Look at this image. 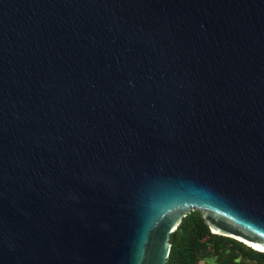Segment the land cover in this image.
Instances as JSON below:
<instances>
[{"label": "water", "instance_id": "95a60500", "mask_svg": "<svg viewBox=\"0 0 264 264\" xmlns=\"http://www.w3.org/2000/svg\"><path fill=\"white\" fill-rule=\"evenodd\" d=\"M193 211L264 253V0H0V264H166Z\"/></svg>", "mask_w": 264, "mask_h": 264}, {"label": "trees", "instance_id": "16d2710c", "mask_svg": "<svg viewBox=\"0 0 264 264\" xmlns=\"http://www.w3.org/2000/svg\"><path fill=\"white\" fill-rule=\"evenodd\" d=\"M211 233L203 224L199 212L187 214L168 237L170 249L166 264H196L198 257H202V253L207 249L218 255L216 264H264V253L253 250L233 238ZM225 245L241 253L250 262L234 260L231 256L220 258Z\"/></svg>", "mask_w": 264, "mask_h": 264}, {"label": "rangeland", "instance_id": "374dc122", "mask_svg": "<svg viewBox=\"0 0 264 264\" xmlns=\"http://www.w3.org/2000/svg\"><path fill=\"white\" fill-rule=\"evenodd\" d=\"M193 212H197V211H193ZM224 249L225 250L223 251V253L220 254V258H226L231 256L230 258H233L234 260H243L246 262H250L249 260H246L241 253L229 249L227 245L224 246ZM201 256L202 257H198L196 264H216L218 258V255L214 254V252L210 249L204 251ZM250 264L253 263L251 262Z\"/></svg>", "mask_w": 264, "mask_h": 264}, {"label": "bare ground", "instance_id": "6f19581e", "mask_svg": "<svg viewBox=\"0 0 264 264\" xmlns=\"http://www.w3.org/2000/svg\"><path fill=\"white\" fill-rule=\"evenodd\" d=\"M211 232L214 233L212 230H211ZM228 237L233 238V239H235V240H237V241H239V242H242V243L245 244L246 246L252 248L253 250H256V249H254L251 245H249L247 242H245V241L242 240V239L234 238V237H231V236H228ZM256 251H257V250H256ZM258 252H259V251H258Z\"/></svg>", "mask_w": 264, "mask_h": 264}]
</instances>
